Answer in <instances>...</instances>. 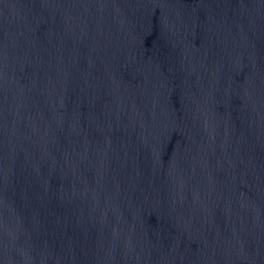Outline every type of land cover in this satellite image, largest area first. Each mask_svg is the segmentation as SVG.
Here are the masks:
<instances>
[{
	"label": "water",
	"instance_id": "water-1",
	"mask_svg": "<svg viewBox=\"0 0 264 264\" xmlns=\"http://www.w3.org/2000/svg\"><path fill=\"white\" fill-rule=\"evenodd\" d=\"M0 264H264V0H0Z\"/></svg>",
	"mask_w": 264,
	"mask_h": 264
}]
</instances>
